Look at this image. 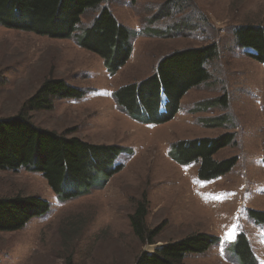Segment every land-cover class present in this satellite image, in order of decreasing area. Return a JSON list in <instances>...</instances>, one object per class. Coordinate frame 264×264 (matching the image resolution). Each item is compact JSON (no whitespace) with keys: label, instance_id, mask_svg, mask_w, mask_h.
I'll list each match as a JSON object with an SVG mask.
<instances>
[{"label":"rangeland","instance_id":"1","mask_svg":"<svg viewBox=\"0 0 264 264\" xmlns=\"http://www.w3.org/2000/svg\"><path fill=\"white\" fill-rule=\"evenodd\" d=\"M106 4L135 34L133 60L118 75L109 74L103 59L74 38L0 25V117L17 113L52 74L84 90L85 96L56 98L52 108L33 110L32 121L128 150L118 160L122 169L105 186L66 201L41 173L0 169V196L34 194L51 203L47 214L24 228L0 232V264H65L68 255L76 264H134L143 251L196 232L216 235L220 241L203 253L186 255L185 264H240L232 250L239 233L253 240L258 264H264V225L249 214L252 209L264 211V63L240 48L235 37L239 26L264 27V0ZM95 14L87 11L83 24H91ZM211 43L218 48V56L207 64L211 78L185 94L174 119L144 123L118 106L114 89L152 74L166 53ZM225 93L226 107H210L209 100ZM226 133L234 139L214 158L236 157L237 163L215 179H200V162L181 164L169 154L179 140ZM144 195L150 201L149 227L162 226L153 244L140 242L129 218Z\"/></svg>","mask_w":264,"mask_h":264},{"label":"trees","instance_id":"2","mask_svg":"<svg viewBox=\"0 0 264 264\" xmlns=\"http://www.w3.org/2000/svg\"><path fill=\"white\" fill-rule=\"evenodd\" d=\"M106 2L108 0H0V25L50 38H74L80 47L99 55L107 71L115 75L132 56L135 34L119 21ZM89 10L96 14L91 24L84 25L82 18ZM235 37L240 48L249 49L247 54L264 63V27L239 26ZM217 56L215 43L166 53L152 74L141 81L122 85L113 93L114 99L138 121L169 122L179 112L185 94L211 78L207 64ZM84 96V90L50 74L17 113L0 117V169L41 173L62 201L87 195L93 187L105 186L122 169L118 160L128 151L126 147L90 142L40 127L32 121L33 110L52 108L56 98L82 99ZM208 104L226 107L228 94L209 100ZM233 139L232 133H226L213 138L179 140L172 145L169 154L181 164L200 162V179L212 180L231 171L237 163L236 157L214 158ZM149 208L150 201L144 195L135 202L129 218L140 242L153 244L162 226L149 227ZM50 210V201L39 195L0 196V232L22 229ZM249 214L264 225V211L252 209ZM219 241L220 237L206 232L192 233L165 242L153 251H143L134 264H185L186 255L203 253ZM232 250L240 264H258L244 233L238 234ZM65 264H76L72 255L65 258Z\"/></svg>","mask_w":264,"mask_h":264},{"label":"crops","instance_id":"3","mask_svg":"<svg viewBox=\"0 0 264 264\" xmlns=\"http://www.w3.org/2000/svg\"><path fill=\"white\" fill-rule=\"evenodd\" d=\"M135 51H136V49L134 48V49H133L132 56H131V58H130V60H129V62H128L127 64H129V63L132 62L133 57H134V55H135ZM127 64H126V65H127ZM126 65H125V66H126ZM156 65H157V64H156ZM122 68H123V67H122ZM122 68H121V69H122ZM121 69H120V70H121ZM109 74H110V73H109ZM116 74L118 75V73H116ZM150 74H151V73H150ZM122 85H123V84H122ZM122 85H120V87H121ZM120 87H119V88H120ZM115 90H117V89H114L113 93L115 92ZM113 93H112V94H113ZM121 109H122V108H121ZM122 110H123V109H122ZM262 225H263V224H262ZM248 238H249V237H248ZM249 240H250V242H251L252 245H253L252 247L254 248L253 240H251V239H249Z\"/></svg>","mask_w":264,"mask_h":264}]
</instances>
